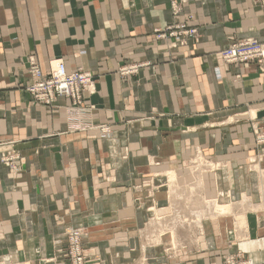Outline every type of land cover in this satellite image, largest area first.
Returning a JSON list of instances; mask_svg holds the SVG:
<instances>
[{
  "label": "crops",
  "instance_id": "0c3cea01",
  "mask_svg": "<svg viewBox=\"0 0 264 264\" xmlns=\"http://www.w3.org/2000/svg\"><path fill=\"white\" fill-rule=\"evenodd\" d=\"M173 20L197 27L196 40L177 48L155 40V28ZM246 37L264 43L260 0H0V144L20 152L15 168L0 161V264H68L62 232L70 224L87 226L82 247L104 264H221L235 252L264 264L257 186L216 172L213 188L193 200L199 220L188 218L196 224L174 226L164 223L168 192L151 199L134 189L148 171L185 163L200 145L230 160L229 116L264 109V61L225 66L217 55ZM31 57L44 72L60 58L89 71L88 111L69 114L65 97L51 108L33 103L25 90ZM133 64L135 73H121ZM70 117L107 123L111 135L69 129ZM201 205L211 216L200 217Z\"/></svg>",
  "mask_w": 264,
  "mask_h": 264
},
{
  "label": "rangeland",
  "instance_id": "374dc122",
  "mask_svg": "<svg viewBox=\"0 0 264 264\" xmlns=\"http://www.w3.org/2000/svg\"><path fill=\"white\" fill-rule=\"evenodd\" d=\"M228 119L230 126L228 129V133L231 137L234 138V142L229 144V150L232 153V156L228 158L230 160L221 159L218 155L212 157L206 154L204 151V147L200 145L198 147H195L193 151L189 153L190 155L186 157L187 161H185V163L177 164L176 166L169 168L168 171H158L156 173H151V171H148V175L142 178L144 179L142 180V182H139V180L134 184L135 190L141 191L142 189H144L145 191H147V196L151 197V199H153L154 195L159 192V189H163V192H168V204L170 205V210L165 218H169L170 221H167V223L162 221L161 219H158L157 221H159L160 224L157 223V227H160V229L158 228V230L156 231L157 234L165 230L163 222L166 223V225L174 226L175 224L183 225L187 222L195 223L193 221H189V218H191V220L193 218L195 220H199L198 217H193L192 212L190 211L191 209L194 213V210H198V207H196L198 206V204L196 202H193V200L197 198L198 195L202 194L205 196L207 194V189H211L212 187L211 181H215V175L217 174L216 172L219 173L221 171H227L229 174L232 173L233 175H231L233 176L234 185L235 183H238L237 180L239 181L241 177L243 183L242 187L257 186V188H259V192L264 195V109L252 110L251 108H247L246 110H243L242 113H237L234 114V116H229ZM103 126L109 129L107 133L103 134L104 136H102V133H100V130L104 128ZM91 128L95 130L97 129V133L101 134V137H109L111 135V127L107 123L96 125L91 124L87 129ZM237 138L240 142H238ZM155 164L156 163L154 162L153 165ZM197 169L199 170V173H197ZM171 170H176L177 172L180 170V175H182L180 179H178V183H176L177 185L175 189L177 191L175 193L169 190V177L167 176V173L171 172ZM157 176H164L165 178L160 185L159 183L154 184V182H151L153 181L152 179L157 178ZM182 205H186L188 206V208L182 209ZM151 207H155L153 203L151 204ZM202 209L204 210V212L201 213L200 217L211 216L210 207L207 208L205 206H202ZM199 210H201V208ZM181 214H183V217H181ZM157 218L158 217L153 219L156 221ZM70 226L80 228L82 230L80 239L84 264H104L98 253L88 255L82 247V243L88 235L87 226H74L71 224L64 227V231L62 232V237L64 238L65 242L63 252L65 253L66 261L68 262V264H73L72 256L67 246L68 238L66 237V229ZM53 243L54 245H57L61 243V240L55 239ZM176 246L177 244L173 243V245L168 246L167 249L171 250V248H175ZM234 254L242 257L243 259H250L249 257H244L239 252H235ZM223 256L221 257V264H223ZM130 264L133 263L131 262Z\"/></svg>",
  "mask_w": 264,
  "mask_h": 264
},
{
  "label": "built area",
  "instance_id": "2783aa9c",
  "mask_svg": "<svg viewBox=\"0 0 264 264\" xmlns=\"http://www.w3.org/2000/svg\"><path fill=\"white\" fill-rule=\"evenodd\" d=\"M259 1V0H254ZM262 5L264 6V1ZM179 4L173 1L171 9L176 14ZM198 28L188 23L186 20H173L161 28H155L153 38L168 44L170 47H182L189 42L196 40ZM222 63L227 65L242 66L248 62L264 61V43L256 38L246 37L241 39H231L226 47L217 52ZM29 66L27 68L29 81L25 85L30 99L35 104L52 107L53 101L57 97H65L69 100L68 113L74 116H80L88 111L83 94L94 93V76L77 67L69 69L63 59H53L50 61L47 71H43L39 62L33 57L29 58ZM139 64L124 66L121 73H135ZM217 76L220 71L215 68ZM89 124H80L78 120L69 118V129L81 130L87 129ZM100 133L108 132V128L103 126ZM20 159V152L12 145L0 144V161L16 167V162ZM81 235L80 228L69 227L66 229V237L68 238V249L72 256L73 264H84L83 253L81 252ZM223 264H255L251 259H243L236 254L226 253L222 258Z\"/></svg>",
  "mask_w": 264,
  "mask_h": 264
},
{
  "label": "bare ground",
  "instance_id": "6f19581e",
  "mask_svg": "<svg viewBox=\"0 0 264 264\" xmlns=\"http://www.w3.org/2000/svg\"><path fill=\"white\" fill-rule=\"evenodd\" d=\"M61 59V58H60ZM100 129V128H99ZM263 136V135H262ZM260 138V136H259ZM203 158V157H202ZM201 160V159H200ZM191 161V160H190ZM194 161V160H193ZM195 162V161H194ZM211 163V162H210ZM187 166V165H186ZM207 166V165H206ZM213 166V165H212ZM211 166V167H212ZM250 166V165H249ZM197 167V166H195ZM204 167V166H202ZM190 168V167H189ZM187 169V168H186ZM190 170V169H189ZM197 173H199V170L197 169ZM195 172V171H194ZM168 176H169V186H170V190L172 192H176L177 190L175 189L176 188V183H178V175L176 173V171L172 170L171 172L167 173ZM193 174V173H192ZM189 176V175H188ZM196 176V175H195ZM196 178V177H195ZM198 178V177H197ZM197 181V180H196ZM202 181V180H201ZM201 186V185H200ZM186 187V186H185ZM171 192V193H172ZM178 195V194H177ZM202 202H204V200L202 199ZM209 204V203H208ZM215 212H217L218 214H223V213H227L228 212V208H227V205H219V204H215ZM64 231V230H63Z\"/></svg>",
  "mask_w": 264,
  "mask_h": 264
}]
</instances>
